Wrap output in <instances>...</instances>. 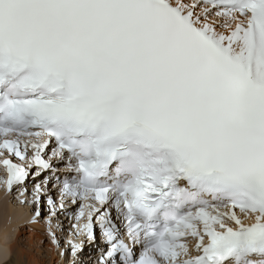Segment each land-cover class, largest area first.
I'll use <instances>...</instances> for the list:
<instances>
[{
  "label": "snow or ice",
  "instance_id": "6c2138e0",
  "mask_svg": "<svg viewBox=\"0 0 264 264\" xmlns=\"http://www.w3.org/2000/svg\"><path fill=\"white\" fill-rule=\"evenodd\" d=\"M0 157L100 264H264V0H0Z\"/></svg>",
  "mask_w": 264,
  "mask_h": 264
},
{
  "label": "rangeland",
  "instance_id": "374dc122",
  "mask_svg": "<svg viewBox=\"0 0 264 264\" xmlns=\"http://www.w3.org/2000/svg\"><path fill=\"white\" fill-rule=\"evenodd\" d=\"M23 162L24 161H21L19 163ZM53 163L54 166L60 169L65 167L63 164H59L56 161H53ZM26 164L27 163L24 165L25 167H27ZM36 170L35 166L30 168L29 176L24 183L13 185L12 190L8 191V189H6L7 185L4 183V180L7 179V172L3 167H0V193H2L0 209H2V207H11L13 213L19 214L15 222H21H19L16 233L17 236L20 235L19 238L23 239V245L27 247L28 239L32 234H39L42 237V241L36 244V240L34 239L33 248L36 252L41 253L45 264H100V254L107 249L108 245L106 243L104 244L98 234H96V240H87V238L84 237V242L81 244L80 251L77 252L75 257L72 255L73 241L70 240V236L74 234V232H72L73 227H75L74 212L72 210L65 211L59 209L57 195L61 188L55 190L57 187H54L57 184L61 186L62 179L65 177L64 175H66V173H64L63 170L60 171L57 169L55 174L50 171H45L42 172L40 176H34L33 173H35ZM57 175L60 177L59 182H57L55 178ZM45 179L48 181L44 187L46 189L39 193V202H34L36 185H43L42 182H44ZM49 192H53V196H51L52 194ZM49 197L57 204V211L55 214H53L52 207L48 204ZM37 210L41 213L39 217L36 216ZM49 220H51V224H49ZM50 229L56 234L59 240V247L53 244L49 235ZM2 233L3 230L0 232V244H2L1 241H3V239H1ZM96 254H99V256L95 257Z\"/></svg>",
  "mask_w": 264,
  "mask_h": 264
},
{
  "label": "bare ground",
  "instance_id": "6f19581e",
  "mask_svg": "<svg viewBox=\"0 0 264 264\" xmlns=\"http://www.w3.org/2000/svg\"><path fill=\"white\" fill-rule=\"evenodd\" d=\"M14 162L17 164H22L23 166L26 163L25 161L23 163H19L20 161H16V160ZM56 169H59L60 171L63 170L64 173H67L66 167L61 168V169L59 167H56ZM64 176H66V175H64ZM42 184L43 185L40 184L43 188L42 190L45 191L46 188H44V187L46 184L43 182H42ZM54 187H57L55 190L61 188L60 184H57ZM2 190H3V188H2ZM53 192H49L52 194L51 196H53ZM1 197H2V193H0V199H1ZM0 210H1L0 211V228H1V230H3V233L1 234L2 235L1 239H3V241H1L2 244H0V264H45V261L42 258L41 253L36 252V250L33 248L34 239L36 240V242H35L36 244L40 243V241H42L41 235L32 234L31 237H29V239H28L27 247H26L25 245H23V242H22L23 239L19 238L20 235L17 236V233H16L19 222H21V221L15 222L16 217H19V214L13 213V210L11 207H7V208L2 207V209H0ZM77 223L75 224V227H73V229H72V232H75V233L70 236V240L73 241V244H80L81 245L84 242V240H83L84 236H77L76 235ZM1 230H0V232H1ZM86 251H85V253H86ZM98 256H99V254H96L95 257H98Z\"/></svg>",
  "mask_w": 264,
  "mask_h": 264
}]
</instances>
